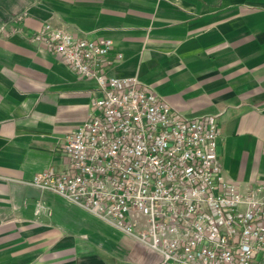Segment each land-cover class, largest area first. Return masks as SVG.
Segmentation results:
<instances>
[{
    "label": "crops",
    "instance_id": "0c3cea01",
    "mask_svg": "<svg viewBox=\"0 0 264 264\" xmlns=\"http://www.w3.org/2000/svg\"><path fill=\"white\" fill-rule=\"evenodd\" d=\"M45 23L110 38L104 76L137 77L180 115H215L223 177L264 178V0H0V264H157L159 253L51 189L57 148L100 93L41 44ZM121 57L116 58V54Z\"/></svg>",
    "mask_w": 264,
    "mask_h": 264
},
{
    "label": "built area",
    "instance_id": "2783aa9c",
    "mask_svg": "<svg viewBox=\"0 0 264 264\" xmlns=\"http://www.w3.org/2000/svg\"><path fill=\"white\" fill-rule=\"evenodd\" d=\"M39 40L100 93L59 144L61 167L34 185L122 229L159 253L157 264H264V178L240 192L223 177L215 115L186 118L137 77L104 76L110 38L45 23Z\"/></svg>",
    "mask_w": 264,
    "mask_h": 264
}]
</instances>
